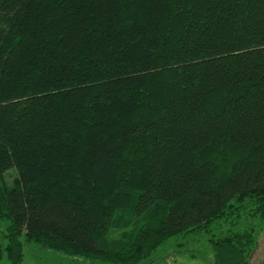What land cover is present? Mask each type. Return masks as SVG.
I'll return each mask as SVG.
<instances>
[{"label":"trees","instance_id":"trees-1","mask_svg":"<svg viewBox=\"0 0 264 264\" xmlns=\"http://www.w3.org/2000/svg\"><path fill=\"white\" fill-rule=\"evenodd\" d=\"M262 231L264 0H0V263L250 264Z\"/></svg>","mask_w":264,"mask_h":264},{"label":"rangeland","instance_id":"rangeland-1","mask_svg":"<svg viewBox=\"0 0 264 264\" xmlns=\"http://www.w3.org/2000/svg\"><path fill=\"white\" fill-rule=\"evenodd\" d=\"M14 179L13 175L7 177L8 184H12ZM25 258L22 264H66L60 255H51L44 250L38 249L34 245H25L24 248ZM160 258L155 264H207L200 259H191L188 256L178 254L175 248H167V245L158 255ZM157 256V258H158ZM162 259V260H161ZM68 260V259H66ZM70 261V260H68ZM264 262V231L259 236V247L251 260L250 264H262ZM0 264H11L7 260L2 261ZM71 264H78L77 262ZM85 264V263H83ZM88 264H91L90 262Z\"/></svg>","mask_w":264,"mask_h":264}]
</instances>
